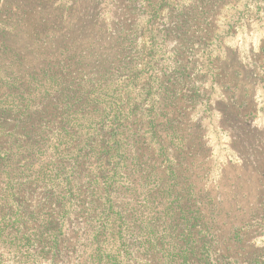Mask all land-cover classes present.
I'll use <instances>...</instances> for the list:
<instances>
[{
	"label": "rangeland",
	"instance_id": "obj_1",
	"mask_svg": "<svg viewBox=\"0 0 264 264\" xmlns=\"http://www.w3.org/2000/svg\"><path fill=\"white\" fill-rule=\"evenodd\" d=\"M0 264H264V0H0Z\"/></svg>",
	"mask_w": 264,
	"mask_h": 264
},
{
	"label": "trees",
	"instance_id": "obj_2",
	"mask_svg": "<svg viewBox=\"0 0 264 264\" xmlns=\"http://www.w3.org/2000/svg\"><path fill=\"white\" fill-rule=\"evenodd\" d=\"M89 209V208H88ZM61 214H62V212H61Z\"/></svg>",
	"mask_w": 264,
	"mask_h": 264
}]
</instances>
